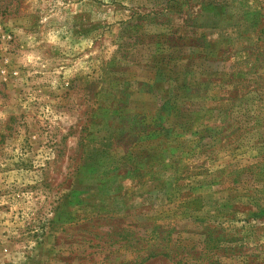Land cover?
<instances>
[{
  "label": "rangeland",
  "instance_id": "rangeland-1",
  "mask_svg": "<svg viewBox=\"0 0 264 264\" xmlns=\"http://www.w3.org/2000/svg\"><path fill=\"white\" fill-rule=\"evenodd\" d=\"M0 264H264V0H0Z\"/></svg>",
  "mask_w": 264,
  "mask_h": 264
},
{
  "label": "trees",
  "instance_id": "trees-1",
  "mask_svg": "<svg viewBox=\"0 0 264 264\" xmlns=\"http://www.w3.org/2000/svg\"><path fill=\"white\" fill-rule=\"evenodd\" d=\"M164 255H162V256H165L166 255V253H163ZM150 257H145L142 261H146V260H149V259H153L154 257H157V256H159V254H156V253H151L150 255H149ZM176 256H178V255H175V257L174 258H176ZM189 260L188 258H186L185 256H183L181 259H179L178 260V262H183V260ZM184 263H185V261H184Z\"/></svg>",
  "mask_w": 264,
  "mask_h": 264
}]
</instances>
